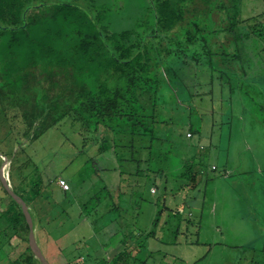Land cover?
Returning <instances> with one entry per match:
<instances>
[{"label":"rangeland","instance_id":"obj_1","mask_svg":"<svg viewBox=\"0 0 264 264\" xmlns=\"http://www.w3.org/2000/svg\"><path fill=\"white\" fill-rule=\"evenodd\" d=\"M78 1L105 3L110 29L130 27L139 15V0ZM248 16H255L251 24L263 21L264 0H242L240 18ZM254 31L264 38V29ZM239 40L248 74L263 67L264 52L255 49V40L240 34ZM181 60L176 53L166 58L163 76H173L169 64ZM207 79L190 80L181 101L179 89L176 96L163 89L160 99L167 102L158 111L165 119L160 132L133 141L117 127L93 128L72 113L31 139L23 133L17 103L0 113V149L11 146L17 152L10 164L21 166L17 177L37 166L44 184L29 208L50 264L73 255L78 257L68 264H111L114 258L120 264L119 252L128 244V264L133 257L146 264H264V125L250 111L252 96L263 97L264 89L236 77L228 80V93L222 84L227 80L209 88ZM189 90L203 93L190 97ZM191 154L193 162L207 166L192 180L181 175ZM58 178L67 182L66 190ZM8 200L3 196L0 206ZM3 222L0 218V226ZM10 240L13 248L0 250V264H8L17 251V234Z\"/></svg>","mask_w":264,"mask_h":264},{"label":"trees","instance_id":"obj_2","mask_svg":"<svg viewBox=\"0 0 264 264\" xmlns=\"http://www.w3.org/2000/svg\"><path fill=\"white\" fill-rule=\"evenodd\" d=\"M241 1L139 0V15L132 25L115 30L108 27L110 12L103 2L0 0V113L17 103L25 122L23 133H31V139L72 113L93 128L97 124L106 129L117 127L116 132L133 141L135 136L160 132L159 124L165 122L160 113L163 89L172 96L179 89L181 101L189 81L198 75L208 78L209 88L227 80L222 84L228 86V93L232 88L228 80L236 77L251 79L264 89V66L248 74L242 58L245 51L239 45L240 34L255 40L259 46L255 49L264 52L260 45L264 38L254 31L264 29V20L251 24L255 16L240 18ZM174 53L183 61L169 64L175 73L163 76L162 63ZM189 92L190 97L203 93ZM250 111L264 125V95L252 96ZM10 148L0 149L10 157L9 182L29 206L41 197L44 184L37 166L17 177L21 166L10 165L18 158ZM194 156L189 155L182 165L181 175L190 180L207 171L205 164L193 162ZM0 186L4 191L0 201L3 196L9 199L0 206V218L5 221L0 226L5 235L0 250L8 244L13 248L10 239L17 234V251L8 264H40L28 245V225L21 208ZM131 245L119 252L123 255L120 264H128ZM76 257L69 256L59 264ZM132 261L147 263L138 257ZM111 264H118L117 258Z\"/></svg>","mask_w":264,"mask_h":264},{"label":"water","instance_id":"obj_3","mask_svg":"<svg viewBox=\"0 0 264 264\" xmlns=\"http://www.w3.org/2000/svg\"><path fill=\"white\" fill-rule=\"evenodd\" d=\"M41 3L34 4L32 6H38ZM28 9L25 8V10ZM24 10V11H25ZM1 156V162H0V183L6 190V192L13 198V200L18 204V206L21 208L25 220L28 225V232H27V239H28V245L32 251L33 256L39 261L40 264H50L49 261L46 259L44 254L42 253L39 244L36 240L35 236V229H34V224L32 221V216L29 211V206L28 204L22 199L20 195H18L11 187V184L9 182L8 178V165L10 161V157L6 156L5 154L0 152ZM5 168V170H4Z\"/></svg>","mask_w":264,"mask_h":264},{"label":"built area","instance_id":"obj_4","mask_svg":"<svg viewBox=\"0 0 264 264\" xmlns=\"http://www.w3.org/2000/svg\"><path fill=\"white\" fill-rule=\"evenodd\" d=\"M58 184L63 188H68V184H67V182L64 180V179H62V178H59L58 179Z\"/></svg>","mask_w":264,"mask_h":264},{"label":"bare ground","instance_id":"obj_5","mask_svg":"<svg viewBox=\"0 0 264 264\" xmlns=\"http://www.w3.org/2000/svg\"><path fill=\"white\" fill-rule=\"evenodd\" d=\"M4 170H5V168H4ZM38 233V232H37Z\"/></svg>","mask_w":264,"mask_h":264}]
</instances>
